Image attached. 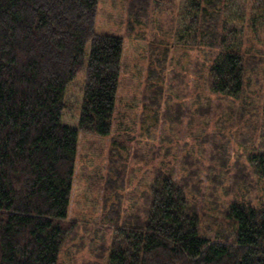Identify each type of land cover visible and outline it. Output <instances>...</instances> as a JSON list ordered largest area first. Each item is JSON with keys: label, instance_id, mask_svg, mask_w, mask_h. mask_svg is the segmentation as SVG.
Wrapping results in <instances>:
<instances>
[{"label": "trees", "instance_id": "1", "mask_svg": "<svg viewBox=\"0 0 264 264\" xmlns=\"http://www.w3.org/2000/svg\"><path fill=\"white\" fill-rule=\"evenodd\" d=\"M151 5L130 0L128 30ZM181 5L179 40L213 54L210 92L239 99L253 75L243 36L259 17L243 14L238 30L224 17L230 0ZM97 6L98 0H0V264H59L74 230L88 225L70 219L79 137L111 135L125 45L121 37L94 31ZM162 63L148 78L157 70L163 82ZM81 74L79 120L71 126L63 121L67 93ZM252 149L251 167L264 182V151ZM128 164L117 165L115 179H123ZM107 179L112 193L115 184L123 191V182ZM148 185L140 211L127 216L115 208L113 215L103 208L98 227L114 233L105 264H264V201L259 207L231 202L224 222L210 229L173 172H159Z\"/></svg>", "mask_w": 264, "mask_h": 264}, {"label": "rangeland", "instance_id": "2", "mask_svg": "<svg viewBox=\"0 0 264 264\" xmlns=\"http://www.w3.org/2000/svg\"><path fill=\"white\" fill-rule=\"evenodd\" d=\"M151 2L142 22L131 19L128 30L130 0H98L94 31L125 40L117 110L110 136L79 137L70 219L88 225L74 230L59 264H105L114 233L98 227L103 208L113 215L115 208L125 215L140 211L148 182L161 171L173 172L202 225L210 229L213 222H224L231 202L259 207L264 201V182L249 161L253 147L264 151V0H230L224 13L229 28L238 30L242 24L237 18L243 14L248 20L259 17L254 30L243 36L244 51L254 57L247 66L253 73L250 87L235 101L209 90L207 66L212 52L194 45L189 49L186 40H179L175 20L181 0ZM163 51L168 53L167 61ZM162 62H166L163 82L157 70L148 78L150 69H163ZM84 82L81 74L69 86L63 117L68 125H78ZM125 162H129L127 173L115 179L117 165ZM109 176L123 182V191L118 184L114 193L113 183L105 186Z\"/></svg>", "mask_w": 264, "mask_h": 264}]
</instances>
